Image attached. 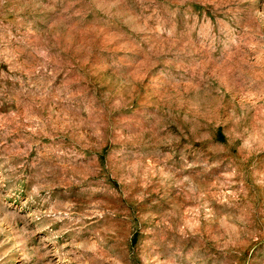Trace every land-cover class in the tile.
I'll return each instance as SVG.
<instances>
[{"label": "rangeland", "instance_id": "374dc122", "mask_svg": "<svg viewBox=\"0 0 264 264\" xmlns=\"http://www.w3.org/2000/svg\"><path fill=\"white\" fill-rule=\"evenodd\" d=\"M0 264H264V0H0Z\"/></svg>", "mask_w": 264, "mask_h": 264}]
</instances>
